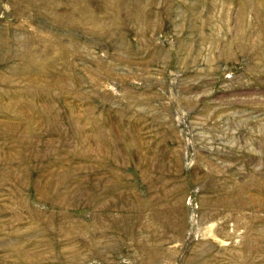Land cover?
Here are the masks:
<instances>
[{
    "label": "rangeland",
    "instance_id": "1",
    "mask_svg": "<svg viewBox=\"0 0 264 264\" xmlns=\"http://www.w3.org/2000/svg\"><path fill=\"white\" fill-rule=\"evenodd\" d=\"M0 264H264V0H0Z\"/></svg>",
    "mask_w": 264,
    "mask_h": 264
}]
</instances>
